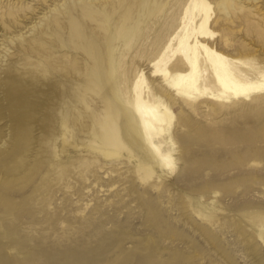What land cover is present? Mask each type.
Here are the masks:
<instances>
[{"label":"rangeland","instance_id":"1","mask_svg":"<svg viewBox=\"0 0 264 264\" xmlns=\"http://www.w3.org/2000/svg\"><path fill=\"white\" fill-rule=\"evenodd\" d=\"M206 1V27L212 33L204 38L211 49L241 74L261 79L264 0H233L243 6L247 18L228 22L226 28L213 22L216 0ZM14 2L1 0L0 14L8 6L16 9L19 4ZM25 2L40 7L36 0ZM153 5L126 13L131 21L144 22L141 33L149 39L166 34L158 21L146 22L158 10V4ZM97 27L107 31L106 22ZM108 37L87 45L75 74L64 62L52 66L61 68L57 78L48 71L26 70L25 99L14 86L0 93L6 99L0 114L3 111L10 138L0 157V264H264V103L249 112L216 108L222 101L218 84L210 77L211 63L199 57L197 83L208 87L199 97L201 107L193 110L180 100L171 104L165 96H156L187 123L177 126L181 138L173 157L181 163L178 158L185 153L188 166L178 176L174 170L164 183L154 184L143 170H133V163L105 162L87 144L94 140L88 126L99 127L100 111L115 109L116 104L107 109L105 101L101 103V90L108 99L114 91L85 79L80 89L87 99L82 101L74 81L93 78L106 64L104 57L110 63V50L120 43H110ZM138 39L130 41L123 76L129 84L134 75L141 76L150 86L152 64L145 63V56L130 63L137 42L138 48L144 46ZM129 84L123 80L117 86L120 104L129 97ZM64 97L73 105H66Z\"/></svg>","mask_w":264,"mask_h":264},{"label":"bare ground","instance_id":"2","mask_svg":"<svg viewBox=\"0 0 264 264\" xmlns=\"http://www.w3.org/2000/svg\"><path fill=\"white\" fill-rule=\"evenodd\" d=\"M36 1L40 7L28 4L25 0H16L15 6L19 4L16 9L8 6L0 14V52H4L0 55V93L14 86L22 90V98L25 99L27 94L24 85L29 81L26 70L48 71L57 78L56 70L60 71L61 68L52 66H62L64 62L69 65L65 67L66 70L75 74L79 61L85 60L84 54L89 50L87 45L92 41L107 36L110 43L119 39L120 46L110 50L114 52L110 63L104 57L106 64H102L101 69L94 73L96 76L101 71L98 78L79 77L74 81L81 96L77 98L82 101L87 99V92L83 95L80 89L85 79L100 89L110 85L114 91L111 100L101 90L98 96L102 99L101 103L105 101L107 109L116 104L115 109L104 113L99 110L102 112V117L97 119L100 126H88V133L94 140L87 144L94 146L93 150L100 153L105 162L116 165L133 163L132 169L143 170L144 177H152L154 184L164 183L167 174L174 170L178 176L188 166L185 153L178 158L183 159L181 163L173 157V150L176 149L174 145L181 138L177 126L183 127L187 123L180 115L174 117L158 102L156 96H165L171 104L180 100L193 110L201 107L203 101L199 97L208 91V87H200L197 83V76H201L196 75L199 57L211 63L210 77L212 82L218 84V95L222 99L215 104L216 108L226 109L228 112H249L253 107L264 103V94L261 93L264 90V71L260 74L261 79H252L246 73L241 74L239 68L228 66L226 60L211 49V43L205 40V35L212 33L206 27L209 17V2L206 0L204 4L197 0ZM56 1L60 4H54ZM216 2L218 11L213 22L219 26L225 24L226 28L228 22L247 18L243 6H237L233 0ZM153 3L158 4V10L151 13L146 22L158 21L165 27L166 34L161 37L159 33H155L149 39L147 34L145 36L141 33L144 22L138 24L140 22L131 21L126 13L139 6H154ZM199 11L203 15L198 14ZM224 11L227 13H223ZM100 22H106L107 31H98L97 25ZM133 39L142 40L144 46L138 48L137 42L129 53L130 63L136 57L145 56V63L152 64L148 74L150 86L144 84L141 76L134 75L131 84L123 76L122 67ZM95 51L97 50L92 52ZM103 51L102 49L101 52ZM202 58L200 61H204ZM53 68L55 69L52 70ZM123 80L129 84L126 87L129 97L120 104L121 94L118 93L117 86ZM4 100L5 97L0 96V110L5 108ZM63 102L73 105L70 98L64 97ZM55 109V113H59V106ZM2 114L3 111L0 114V157L5 155L4 148L10 143L7 120H4L5 115ZM173 124L175 125L171 129ZM178 148L181 149V146ZM60 153L59 150L57 154ZM119 156L121 159L113 163ZM178 162L180 166L176 168ZM3 167L6 171H13L6 165Z\"/></svg>","mask_w":264,"mask_h":264}]
</instances>
